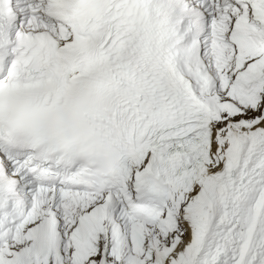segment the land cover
I'll list each match as a JSON object with an SVG mask.
<instances>
[{"label":"snow or ice","instance_id":"1","mask_svg":"<svg viewBox=\"0 0 264 264\" xmlns=\"http://www.w3.org/2000/svg\"><path fill=\"white\" fill-rule=\"evenodd\" d=\"M0 264H264V0H0Z\"/></svg>","mask_w":264,"mask_h":264}]
</instances>
